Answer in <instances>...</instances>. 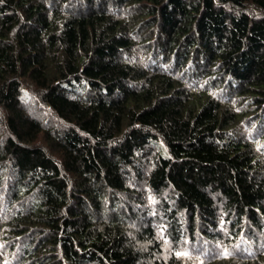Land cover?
Returning a JSON list of instances; mask_svg holds the SVG:
<instances>
[{
  "label": "trees",
  "instance_id": "1",
  "mask_svg": "<svg viewBox=\"0 0 264 264\" xmlns=\"http://www.w3.org/2000/svg\"><path fill=\"white\" fill-rule=\"evenodd\" d=\"M0 264H264V0H0Z\"/></svg>",
  "mask_w": 264,
  "mask_h": 264
}]
</instances>
